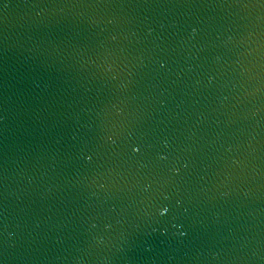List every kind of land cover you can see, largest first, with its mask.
I'll return each mask as SVG.
<instances>
[{"label":"water","instance_id":"1","mask_svg":"<svg viewBox=\"0 0 264 264\" xmlns=\"http://www.w3.org/2000/svg\"><path fill=\"white\" fill-rule=\"evenodd\" d=\"M0 264H264V0H0Z\"/></svg>","mask_w":264,"mask_h":264},{"label":"snow or ice","instance_id":"2","mask_svg":"<svg viewBox=\"0 0 264 264\" xmlns=\"http://www.w3.org/2000/svg\"><path fill=\"white\" fill-rule=\"evenodd\" d=\"M132 150H133V152H139V151H140V148H139V146H134ZM87 158H88V159H91L90 156H88ZM163 210H164V211H163V214L166 213V212L168 211L167 208H163ZM181 234L183 235L184 233H181Z\"/></svg>","mask_w":264,"mask_h":264},{"label":"clouds","instance_id":"3","mask_svg":"<svg viewBox=\"0 0 264 264\" xmlns=\"http://www.w3.org/2000/svg\"><path fill=\"white\" fill-rule=\"evenodd\" d=\"M163 211H164V210H163V209H161V214H163Z\"/></svg>","mask_w":264,"mask_h":264}]
</instances>
